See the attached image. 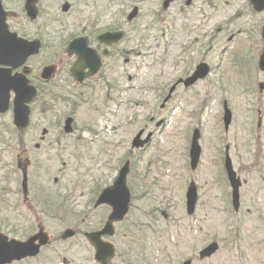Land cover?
Segmentation results:
<instances>
[{"label":"flooded vegetation","instance_id":"obj_1","mask_svg":"<svg viewBox=\"0 0 264 264\" xmlns=\"http://www.w3.org/2000/svg\"><path fill=\"white\" fill-rule=\"evenodd\" d=\"M135 7L137 15L130 21L127 14L123 18L121 0H2L0 150L28 165L31 189L33 174L51 164L40 152H30L26 144L43 126L47 130L39 136L41 146L49 129L64 130L68 118L74 117L75 131L79 114L104 109L108 115L121 106L123 83L133 84V73H126L121 64L126 35L120 33L125 29L140 44L136 60L145 61L144 53L150 52L163 62L167 85L162 101L171 97L160 107L162 112L171 113L183 105L199 112L195 101L201 87L212 88L217 97L230 86L231 98L223 100L224 110L227 104L232 117L224 156L231 157L242 181L237 212L246 208L264 217V0H133ZM128 91L132 94L135 89ZM213 100L209 99L210 104ZM24 103L34 124L16 126V109ZM8 164V159L0 162V225L7 231L14 229L7 233L9 238H21L25 234L19 210L21 204L25 210L22 175L17 168L16 180L10 179ZM94 187L97 192L92 195L99 194L100 186ZM101 207L109 210L107 205ZM85 228L96 229L91 222ZM240 233L230 245L243 261ZM66 240L52 235V242L36 256L6 264H72L63 255L70 251ZM259 252L262 263L264 248ZM252 253L255 259L256 252Z\"/></svg>","mask_w":264,"mask_h":264},{"label":"rangeland","instance_id":"obj_2","mask_svg":"<svg viewBox=\"0 0 264 264\" xmlns=\"http://www.w3.org/2000/svg\"><path fill=\"white\" fill-rule=\"evenodd\" d=\"M160 76L161 72H156L141 78L139 81H134V83L137 82L136 93L128 94V97L132 102L133 99L135 102H139L138 99L144 95L141 100L143 102L137 107V111L133 115V122L129 121L130 113L122 111V120L114 125L115 133L113 136L115 145H120L129 139L128 135L131 130L134 135L139 128L144 126L150 128L155 121L162 118L156 108L157 100L150 98L148 95L154 87H158L162 98L167 80ZM229 87L228 85L222 88L217 97L213 93L212 88L206 90L205 87H201L199 89V98L195 101V104L198 109L203 105L206 108L200 119L198 118L199 116L193 117L190 114L191 110L185 108L175 113L167 129L160 130V127L158 128V135L154 145L146 152L143 162L138 167V172L141 174L146 172L148 178L136 185L133 208L130 215L133 229L127 235H119L120 238H129L133 231L138 233L136 228L139 222L151 223L156 230L160 231V228H163V225L166 224L165 215L170 214L172 219L177 221V226L171 227L164 235V244L167 247V255L170 260L182 261L184 257L194 253L195 245L201 246L216 238L222 244L219 255L209 263L204 264H231V262L233 264H241L237 260L238 253L236 258L235 252L228 251L223 247V237H229V231L233 230V225L239 223L241 225V233L239 235L242 242L241 251H244L246 256L244 264L261 263L259 262L261 258L259 249L263 248V246H261L259 240L263 236V232L259 233L257 227L259 224L264 225V220L262 218L260 222L256 220L261 214L247 212L246 208L236 214L232 211L228 196L225 194L224 189H228L226 184L222 187L215 184L217 177H220L222 182L226 183L225 176L219 168V148L217 149V147L219 145L218 138H221L224 143L227 139L221 113V100L231 98L227 94ZM235 95L236 91H234L233 96ZM210 98L215 99L211 103L212 105L210 104L211 101H209ZM90 115L94 118H99L106 115V111L101 109ZM86 116L84 113L79 114L80 128L78 134L76 137L64 138L61 151L65 148L72 149V147L83 140L80 133L86 127ZM198 122L202 131L201 144L203 153L200 165L196 170H192L189 165L187 152L190 136L196 127L195 124ZM131 124L133 126H130ZM84 135L85 137L91 136L87 131L84 132ZM106 137L107 135L102 133L95 134L82 144L79 148V153L76 150H69L70 152L64 158L68 167L63 166L62 161L53 162L50 170L51 175L42 173L45 183L48 184L50 181L53 184L54 178L58 177L60 179L58 187H63L82 179L89 164V156L104 152L103 140ZM88 150L89 154L87 155ZM255 155L256 152L253 151V159H255ZM80 158H82L80 163L81 171L79 175H75L69 170V164L77 167ZM14 161L15 159H13V163ZM94 172L96 174L106 173L107 166L105 164L96 166ZM112 172L115 173L114 168H112ZM252 173L255 176L258 174L256 171ZM192 178L201 187V198L196 213L193 216H189L186 212L185 194ZM98 182H101V178ZM101 185H104V183H101ZM79 195L81 194L77 193L70 196L69 203L65 202L62 197L56 196V199L50 201L52 211L49 214H45L41 209L38 215H42L44 222L48 219L58 220L65 218L71 222L79 223L84 219L88 201L87 196L78 197ZM60 201H62L60 205L54 204ZM248 206L247 204L246 207ZM99 212L100 210L96 212L95 219L100 218ZM161 216H164V219H160ZM95 219L93 221H96ZM133 220L137 221L136 225H133ZM193 223H197L198 226L196 233L190 229ZM261 225L260 228L262 227ZM48 228L51 231L54 230L52 226L46 227L49 231ZM80 237L76 236L69 239V243L73 245L72 252L69 254L63 253V255L65 257L67 255L71 259L72 264H82V262H85V264H98L94 259V251L90 250L86 241H80L78 239ZM155 246L150 245V249ZM134 250H136V247H134ZM254 251L256 252L255 259L252 258V252ZM114 264H119V260L117 259ZM154 264H168V260L158 257L154 260ZM196 264H198V261H196Z\"/></svg>","mask_w":264,"mask_h":264},{"label":"water","instance_id":"obj_3","mask_svg":"<svg viewBox=\"0 0 264 264\" xmlns=\"http://www.w3.org/2000/svg\"><path fill=\"white\" fill-rule=\"evenodd\" d=\"M1 12V11H0ZM228 124V120L226 121ZM199 134L196 133L193 140V147L191 151L193 164L196 166L199 161L200 147L198 145ZM128 172V165H125L120 177L117 179L113 188H108L99 198L98 203L108 202L113 206V213L110 217L111 220H120L128 211L130 202V192L126 186V174ZM231 172V171H230ZM232 184L234 186V201L238 206L239 199V187L234 180V176L230 175ZM187 209L189 213L194 212L196 200H197V186L193 181L187 192ZM73 231H68L71 234ZM108 231H100L94 233H88L87 236L96 246V258L103 264L114 254V247L110 243H104L101 239V235ZM36 240H40L39 244H36ZM47 243V235L41 231L25 242L16 240L8 241L7 238L0 237V264L5 263L12 258H21L28 255H34L38 252L40 245ZM218 245L213 243L202 251V256H210L216 251ZM184 264H192L191 260L186 261Z\"/></svg>","mask_w":264,"mask_h":264}]
</instances>
